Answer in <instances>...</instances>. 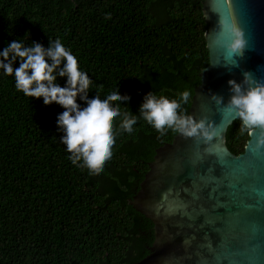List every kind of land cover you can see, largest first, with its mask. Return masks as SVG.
<instances>
[{"label": "trees", "instance_id": "obj_1", "mask_svg": "<svg viewBox=\"0 0 264 264\" xmlns=\"http://www.w3.org/2000/svg\"><path fill=\"white\" fill-rule=\"evenodd\" d=\"M207 27L202 0H0V51L13 40L47 48L59 39L92 81L88 98L118 89L130 100L113 104L136 116L150 91L169 100L193 94L208 64ZM63 111L25 96L0 69V264H132L148 253L153 229L128 199L176 133L160 136L142 117L128 133L116 117L112 156L94 175L60 142ZM240 123L225 135L235 154L249 138Z\"/></svg>", "mask_w": 264, "mask_h": 264}, {"label": "water", "instance_id": "obj_2", "mask_svg": "<svg viewBox=\"0 0 264 264\" xmlns=\"http://www.w3.org/2000/svg\"><path fill=\"white\" fill-rule=\"evenodd\" d=\"M208 24L204 32L208 64L201 68L188 114L207 118L219 138L202 140L173 135L158 146L128 203L152 222L148 253L132 264H264V144L261 129L248 131L242 153L226 145L236 118L225 105L228 80L240 83L244 72L264 83V0H202ZM241 30L243 56L222 46L230 34L219 25ZM223 98L217 105L211 96Z\"/></svg>", "mask_w": 264, "mask_h": 264}, {"label": "clouds", "instance_id": "obj_3", "mask_svg": "<svg viewBox=\"0 0 264 264\" xmlns=\"http://www.w3.org/2000/svg\"><path fill=\"white\" fill-rule=\"evenodd\" d=\"M110 19V14H106ZM223 33L230 34L231 42L222 46L232 56H243L246 40L243 32L230 26L223 17L219 20ZM19 60V67L13 64ZM0 69L4 74L15 78V87L30 98H43L44 105L56 103L64 111L57 116V127L63 131L60 142L66 151L71 153L69 159L74 165L86 167L90 174H99L103 166L112 156L115 143L113 122L121 117L119 128L128 133L133 132V126L142 117L159 134L163 136L170 129L184 138L202 140L205 144L213 138H219L217 127L207 118L195 119L182 109L192 97L190 91L180 94L179 100H169L151 91L143 97L139 106V116L133 115L127 108L121 112L120 101L127 104L130 97L120 95L118 89L101 100L98 95L88 98L90 84L89 75L79 69L77 58L66 49L59 39L49 42L45 48L40 43L33 42L25 46L20 40H13L0 51ZM240 83L228 80L230 97L225 105L229 111H234L240 123V131L261 129L258 145L264 144V83L255 79L250 72H244ZM57 77H66L62 87L56 83ZM86 106L81 107L77 98ZM211 99L217 105L223 98L213 94Z\"/></svg>", "mask_w": 264, "mask_h": 264}]
</instances>
